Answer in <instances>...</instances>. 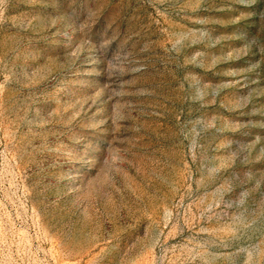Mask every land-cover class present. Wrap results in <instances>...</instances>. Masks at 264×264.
Segmentation results:
<instances>
[{"label":"rangeland","instance_id":"1","mask_svg":"<svg viewBox=\"0 0 264 264\" xmlns=\"http://www.w3.org/2000/svg\"><path fill=\"white\" fill-rule=\"evenodd\" d=\"M0 264H264V0H0Z\"/></svg>","mask_w":264,"mask_h":264}]
</instances>
